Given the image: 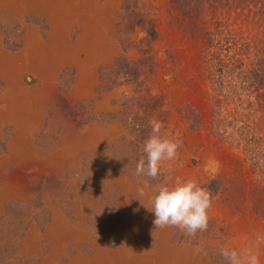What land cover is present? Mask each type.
<instances>
[{
	"label": "rangeland",
	"instance_id": "rangeland-1",
	"mask_svg": "<svg viewBox=\"0 0 264 264\" xmlns=\"http://www.w3.org/2000/svg\"><path fill=\"white\" fill-rule=\"evenodd\" d=\"M139 18L157 33L150 62L138 87L115 84L123 25L138 44ZM178 20L166 0H0V264H227L221 249L264 238L257 177L209 135L198 35ZM153 120L182 141L155 180L135 175ZM217 176L207 231L155 228L159 186ZM259 253L264 264V240Z\"/></svg>",
	"mask_w": 264,
	"mask_h": 264
},
{
	"label": "trees",
	"instance_id": "trees-1",
	"mask_svg": "<svg viewBox=\"0 0 264 264\" xmlns=\"http://www.w3.org/2000/svg\"><path fill=\"white\" fill-rule=\"evenodd\" d=\"M166 1L179 19V28L190 37L198 35L197 58L208 85L209 135L240 149L245 170L257 177L258 208L264 195V0ZM128 11L122 5L119 16H129ZM136 24L144 31L138 44L127 37L133 23L123 25L124 39L113 63L115 84L118 78L138 87L140 64L150 62L156 30L145 18ZM128 50L140 51L145 61L128 58ZM190 121L195 130L200 123L197 111ZM202 187L212 195L223 190L219 176Z\"/></svg>",
	"mask_w": 264,
	"mask_h": 264
},
{
	"label": "clouds",
	"instance_id": "clouds-1",
	"mask_svg": "<svg viewBox=\"0 0 264 264\" xmlns=\"http://www.w3.org/2000/svg\"><path fill=\"white\" fill-rule=\"evenodd\" d=\"M162 128L161 122L156 120L151 122V133L143 146L146 157H141L136 165L137 177L143 175L155 180L163 174L165 164L178 157L182 141L162 136ZM137 191L140 196L145 194L143 188ZM150 199L156 229L176 227L189 237L207 231L213 203L212 194L195 180H177L171 186L161 185ZM261 240L264 238L258 237L254 246L242 250L225 247L221 249L220 254L227 264H261L259 253Z\"/></svg>",
	"mask_w": 264,
	"mask_h": 264
}]
</instances>
